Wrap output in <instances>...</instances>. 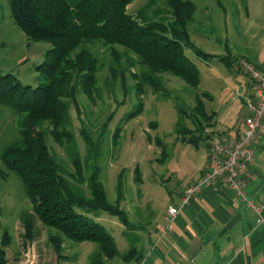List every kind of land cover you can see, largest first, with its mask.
<instances>
[{
  "label": "rangeland",
  "instance_id": "obj_1",
  "mask_svg": "<svg viewBox=\"0 0 264 264\" xmlns=\"http://www.w3.org/2000/svg\"><path fill=\"white\" fill-rule=\"evenodd\" d=\"M191 1L196 6L188 25L191 41L214 55H225L227 47L234 65L229 67L218 58L205 62L187 51L199 69V86L190 88L181 79L164 73L157 74L162 87L153 91L150 85L139 84L140 76L147 72L145 67L135 64L128 68L125 58L120 56L117 61L110 47L100 42L88 43L84 47L98 59V93L91 101L78 90L76 103L68 101L64 131L69 133L71 141L65 137L67 141L59 145L49 133L48 124L41 126L47 130V144L70 186L82 195H89L87 185L73 177L72 158L77 155L83 164L84 177L98 166L108 201L117 205L129 221L130 228L105 212L90 215L113 237L119 251L113 259L103 258L106 264H122L121 256L136 244V232L144 234L151 220L168 210L177 192L196 177L208 158L207 130L222 131L225 123L235 124L240 117L241 100L247 97L239 90L245 83L238 66L246 42L242 24L250 22L256 27L254 32L261 35L259 26L263 23L259 20L264 15V0H247L249 18L245 16V0ZM127 8L132 15L141 11L149 21L169 19L166 0H134ZM50 47L48 43L28 40L13 21L9 0H0V75L12 74L22 86L32 88L46 82L36 68L43 63ZM114 48L118 54L123 52L121 47ZM129 57L133 58L131 54ZM197 97L205 112L213 115V125L204 127L205 140L195 146L181 140L189 137L192 133L187 132H194L199 123H207L193 110ZM136 111L139 115L130 118ZM19 120L11 108L0 105V155L6 146L19 139ZM150 123L156 127L151 128ZM117 130L115 143L111 137ZM83 134L93 142V150L88 149ZM161 146L165 148L164 155ZM0 207V239L4 232L11 238L5 249L10 264H91L99 250L94 243L64 240L62 260L58 261L48 240L55 231L43 226L34 215L24 184L13 173L0 176ZM26 221L32 224L31 239L26 236Z\"/></svg>",
  "mask_w": 264,
  "mask_h": 264
},
{
  "label": "trees",
  "instance_id": "obj_2",
  "mask_svg": "<svg viewBox=\"0 0 264 264\" xmlns=\"http://www.w3.org/2000/svg\"><path fill=\"white\" fill-rule=\"evenodd\" d=\"M133 1L9 0L13 21L25 37L33 42L48 43L51 47L46 51L43 63L36 68L46 82L32 88L22 86L12 74L0 75V105L11 108L20 118L19 139L6 146L0 155L3 167L0 176L13 173L21 179L32 201L34 215L43 226L55 231L48 240L58 261L62 260L64 240L98 245L99 250L91 264H106L103 258L110 260L119 255L113 237L90 215L105 212L130 228L124 212L108 201L98 166L84 177L80 158L77 155L72 158L73 177L89 189L88 196L80 194L62 174L47 144V130L41 128L47 123L51 128L49 133L59 145H63L70 137L64 131L68 101L76 103L78 90L91 101L98 93V59L84 45L100 42L112 49L117 61L120 56L124 57L128 68L135 64L145 67L147 72L140 76L139 84H148L153 91L162 87L157 74L164 73L181 79L190 88L199 86V69L187 51L205 62L218 58L229 67L235 62L229 55L221 57L206 53L191 41L188 25L196 11L191 0H166L169 19L160 21L146 20L141 11L129 14L127 7ZM115 46L123 48V52L118 54ZM137 90L140 95L141 87ZM196 105L193 110L207 123H199L194 132H187L192 133L189 137L181 140L195 146L205 140L204 127L213 125V115L205 112L199 97ZM137 115L138 111L132 112L130 118ZM150 127L156 125L150 123ZM83 135L88 149L93 150V142ZM118 136L117 130L111 137L112 142L116 143ZM164 151L161 146V154L164 155ZM118 190H121L120 181ZM25 226L26 236L31 239V221H26ZM10 240L8 233L4 232L0 239V264H10L5 251ZM138 256L135 247H131L121 259L129 262Z\"/></svg>",
  "mask_w": 264,
  "mask_h": 264
},
{
  "label": "crops",
  "instance_id": "obj_3",
  "mask_svg": "<svg viewBox=\"0 0 264 264\" xmlns=\"http://www.w3.org/2000/svg\"><path fill=\"white\" fill-rule=\"evenodd\" d=\"M244 10L249 18L247 0ZM261 16L260 36L254 32L253 24L245 21L242 24L246 42L240 56L264 71V15ZM225 50V55L218 56H231L227 47ZM243 75L245 83L239 90L250 97L252 85ZM243 116L244 101L241 100L238 121L231 126L225 123L222 131L216 129V132L225 139L238 136L244 129ZM207 161L208 158L196 177L177 192V198L168 206H180L183 191L203 174ZM252 171L247 196L264 202V135L260 138ZM167 216L166 209L160 217L151 220L144 234L136 232L133 247L139 256L122 264H264V211L263 221L258 223L256 214L228 190L213 192L206 189L194 196L189 204L180 208L171 230L166 229Z\"/></svg>",
  "mask_w": 264,
  "mask_h": 264
},
{
  "label": "built area",
  "instance_id": "obj_4",
  "mask_svg": "<svg viewBox=\"0 0 264 264\" xmlns=\"http://www.w3.org/2000/svg\"><path fill=\"white\" fill-rule=\"evenodd\" d=\"M238 66L252 85L251 98L243 97L245 111L243 131L233 138H222L214 129L207 130L208 161L203 174L188 186L180 200V206L170 205L167 210V230L182 206L189 204L194 196L203 190L218 192L228 190L241 200L257 216V222L263 221L264 202L247 196V187L253 178L252 166L255 153L264 135V71L247 60H239Z\"/></svg>",
  "mask_w": 264,
  "mask_h": 264
}]
</instances>
